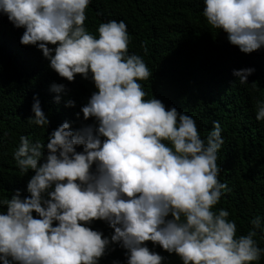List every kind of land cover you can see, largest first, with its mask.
I'll return each instance as SVG.
<instances>
[{
	"label": "clouds",
	"instance_id": "obj_1",
	"mask_svg": "<svg viewBox=\"0 0 264 264\" xmlns=\"http://www.w3.org/2000/svg\"><path fill=\"white\" fill-rule=\"evenodd\" d=\"M90 3L0 0V14L23 28L21 45L35 46L59 77L72 82L79 74L95 88L76 114L93 123L73 130L65 121L46 143L19 137L13 160L21 173L33 174L29 195L16 190L0 201V264H99L113 245L126 250L125 264H164L148 241L182 264L260 260L264 248L254 237L264 231L262 218L237 236L229 211L213 210L230 191L218 179L220 123L212 121L202 138L191 116L146 99L140 82L152 72L141 56L129 54L126 23L109 20L90 33ZM202 16L240 52L264 49V0H203ZM254 71L232 74L246 84ZM50 91L59 103L65 85L52 84ZM33 101L28 121L46 129L49 119L35 96ZM255 119L264 121V101L257 102ZM96 220L113 230L110 236L89 227Z\"/></svg>",
	"mask_w": 264,
	"mask_h": 264
},
{
	"label": "trees",
	"instance_id": "obj_2",
	"mask_svg": "<svg viewBox=\"0 0 264 264\" xmlns=\"http://www.w3.org/2000/svg\"><path fill=\"white\" fill-rule=\"evenodd\" d=\"M202 10L203 0H91L85 27L96 34L100 23L123 20L130 38L129 54L141 56L152 72L149 80L140 82L148 93L146 99L153 96L166 108L191 116L202 138L212 121L220 123L224 144L217 160L218 179L230 191L213 210H228L237 236L246 235L253 218L260 216L264 221V121L255 119L256 104L264 101V49L240 52L223 31L207 25ZM22 33L23 28L13 27L0 14V201L16 190L22 197L29 195L26 185L33 173H21L13 160L20 136L46 143L47 135L65 121L73 130L93 123L91 118L85 121L82 113L76 115L95 91L92 82L79 74L72 82L59 77L35 46L19 43ZM249 67L255 71L247 77L248 83L240 84L233 70ZM52 84L65 85L59 103L50 91ZM34 96L49 119L46 129L28 121ZM69 99L74 107L65 106ZM89 227L104 236L113 231L100 220ZM256 231L254 239L264 248V231ZM145 243L165 257L164 264H182L175 254ZM112 249L99 264L114 260L125 264L126 250L115 245ZM251 264H264V255Z\"/></svg>",
	"mask_w": 264,
	"mask_h": 264
}]
</instances>
